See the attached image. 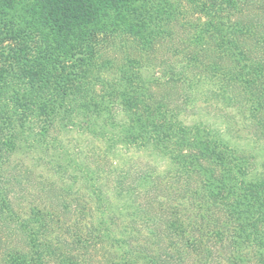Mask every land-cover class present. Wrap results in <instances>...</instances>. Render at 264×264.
Returning <instances> with one entry per match:
<instances>
[{"label":"trees","instance_id":"16d2710c","mask_svg":"<svg viewBox=\"0 0 264 264\" xmlns=\"http://www.w3.org/2000/svg\"><path fill=\"white\" fill-rule=\"evenodd\" d=\"M209 1L211 18L230 4ZM168 2L0 0V146L52 150L60 181L55 207L35 210L20 227L25 246L8 264H264V175H254V156L158 100L138 61L114 69L96 48L101 39H146L156 18L170 19ZM204 26L216 61L203 71L216 96L264 127L263 42L246 25ZM74 129L105 155L134 149L163 165L130 184L126 173L113 175L107 185L114 167L80 163L51 135ZM162 182L171 199L139 203Z\"/></svg>","mask_w":264,"mask_h":264},{"label":"rangeland","instance_id":"374dc122","mask_svg":"<svg viewBox=\"0 0 264 264\" xmlns=\"http://www.w3.org/2000/svg\"><path fill=\"white\" fill-rule=\"evenodd\" d=\"M171 1L173 3L168 4L173 8H163L172 12L170 19L165 17L158 22L156 18L151 25L153 32L146 39L129 41L120 36L107 41L101 39L96 45L101 61H109L112 68L128 59L138 61L151 78L158 100L183 111L186 122L201 121L230 144L253 155L254 175H264V127L254 121L242 105L216 96L215 80L203 71L216 61L215 43L205 42L207 35L201 34L206 22L246 25L251 31L248 34L256 42H263L259 47L256 45L257 50H264V0H230V6L223 3L217 11L218 18H211L215 8L209 0ZM210 28L209 32L213 31ZM226 64L223 60L222 65ZM51 135L57 136L80 163L88 162L107 172L114 167L111 176L104 180L107 185L112 184L114 176L123 173L127 174L125 182L130 184L139 174L163 165L156 156L134 149H121L115 156L105 155L101 145L80 130H59ZM50 154L52 150L20 146L9 151L0 146V264H8V254L24 248L25 235L20 227L32 213L55 207L54 190L60 186V181L50 163ZM167 184H153L147 195L138 198L139 203L144 204L148 198L160 202L166 201L167 196L171 199L173 195ZM78 198L87 200V194L80 191ZM140 239L143 241L141 236Z\"/></svg>","mask_w":264,"mask_h":264}]
</instances>
